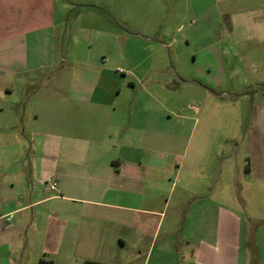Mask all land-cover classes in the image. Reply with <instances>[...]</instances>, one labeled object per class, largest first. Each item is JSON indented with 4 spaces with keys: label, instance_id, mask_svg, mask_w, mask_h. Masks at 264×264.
<instances>
[{
    "label": "crops",
    "instance_id": "0c3cea01",
    "mask_svg": "<svg viewBox=\"0 0 264 264\" xmlns=\"http://www.w3.org/2000/svg\"><path fill=\"white\" fill-rule=\"evenodd\" d=\"M205 1L211 6L200 9ZM135 3L145 15L167 13L160 32L130 30ZM185 25L190 31L182 34ZM30 37L38 53L32 64ZM183 43L206 80L220 84L231 51L264 47V0H0V264H68L52 258L62 244L52 237V201L67 202L73 253L86 259L119 242L114 264H264V182L250 184L252 167L248 206L236 199L232 177L205 187L194 174L182 190L191 204L171 205L172 195L164 201L171 171L166 105L123 93L127 83L144 87L150 72L179 63L174 51ZM246 59L237 54L236 62ZM51 67L56 72L33 92L35 107L21 119L13 107L17 76ZM126 68L133 70L125 75ZM134 69L148 70L138 76ZM26 147L34 154L25 156ZM246 207L256 214L244 216ZM72 212L81 226L70 223Z\"/></svg>",
    "mask_w": 264,
    "mask_h": 264
},
{
    "label": "rangeland",
    "instance_id": "374dc122",
    "mask_svg": "<svg viewBox=\"0 0 264 264\" xmlns=\"http://www.w3.org/2000/svg\"><path fill=\"white\" fill-rule=\"evenodd\" d=\"M207 2L201 3L200 9L207 10L212 4V2ZM238 5L235 3L233 7L239 10L242 7ZM181 7L183 6L178 5L176 9L180 11ZM223 7L224 5H218V11H221ZM28 9L29 6H27ZM144 9L143 5L135 3L129 12L130 20L134 23L130 30L134 32L142 30L154 36L162 29L164 22L160 25L161 18L167 13L162 15L161 10L157 9L145 15ZM27 10H25L26 18L30 15ZM224 22V24L230 23L229 18H224ZM149 23H152L151 27H147ZM213 25L216 27L215 24ZM169 27L172 30L174 26ZM189 31L190 29L185 25L182 34ZM256 46L253 47V43H250L245 46V52L238 51L237 48L231 51L229 56L231 67L227 69L229 74L220 84L215 85L206 80L201 60L194 59L192 49L186 48L185 44L183 47L179 46L178 51H174V54L179 55L180 62H173L172 67L150 72L144 87L136 85V89L133 90L127 83L128 88L123 93L135 91L141 95L157 96L166 105V109L163 111V124L168 126L169 132L166 137L167 147L164 150L167 157L166 162L171 171L168 174L169 182L164 201L169 195H172L171 205L180 202L185 207L191 204L182 190L189 187L187 179L191 178L193 174L207 182L205 187L214 182L223 184L232 177L235 197L237 200L244 201L245 206L249 205L252 198L248 196L250 185L247 175L249 169L252 167L250 184L264 182V163L257 160L264 158V47L260 46L257 51ZM249 48H254V50L249 53ZM35 50L36 47L30 37L29 61L31 64L38 54ZM40 54L44 55L45 52L41 51ZM237 54L247 58L245 63L236 62ZM56 70L57 68L52 70L51 67L48 70L17 76L13 88L14 97H18L19 103L13 107L22 113L21 119L25 120L27 117H24L23 113H32L35 107V100L32 98L33 92L43 86V79L52 77ZM131 70L133 69L126 68L123 73L128 75ZM147 70L134 69V72L139 76L146 73ZM176 70L180 72V75H176ZM158 78L160 81H157ZM18 79L25 83L19 86ZM44 89L47 91V88ZM60 106L61 102L52 100V110H59ZM127 107L124 108L127 109ZM33 154L30 148L26 147L25 156ZM252 156L255 158L254 164H250ZM177 171L185 176L184 183L178 182L176 179ZM262 188L264 191V186ZM180 198L183 201H177ZM66 204L65 201H52V237L62 242L58 254H53L52 251V258L58 262L64 259L68 264H84L89 260L114 264L110 261L115 257L113 251L121 249L119 242L116 243L118 246L107 248L109 252L106 255L102 254L93 260L81 257L84 256L83 253L79 256L73 253L78 248V242L73 239V233H70L71 229L67 224L68 218L62 212L63 206ZM158 204H160L159 201ZM161 204H165V202ZM57 206L62 208L58 209ZM240 207L242 206L240 205ZM241 213L244 216L250 213L256 214L247 207ZM70 214L73 216L70 223L75 225L80 223L79 226H81V220L75 218V212ZM263 215L259 212L261 218H264ZM259 216L257 215V217ZM59 220L61 221L60 225ZM41 240L40 236L39 243ZM101 260H107L109 263H104ZM49 264L56 263L52 259Z\"/></svg>",
    "mask_w": 264,
    "mask_h": 264
},
{
    "label": "trees",
    "instance_id": "16d2710c",
    "mask_svg": "<svg viewBox=\"0 0 264 264\" xmlns=\"http://www.w3.org/2000/svg\"><path fill=\"white\" fill-rule=\"evenodd\" d=\"M84 264H103L95 261H86Z\"/></svg>",
    "mask_w": 264,
    "mask_h": 264
},
{
    "label": "built area",
    "instance_id": "2783aa9c",
    "mask_svg": "<svg viewBox=\"0 0 264 264\" xmlns=\"http://www.w3.org/2000/svg\"><path fill=\"white\" fill-rule=\"evenodd\" d=\"M52 190H55L56 189V184H52V186L50 187Z\"/></svg>",
    "mask_w": 264,
    "mask_h": 264
}]
</instances>
